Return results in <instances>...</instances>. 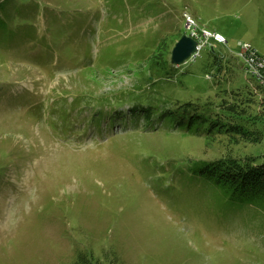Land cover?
Returning <instances> with one entry per match:
<instances>
[{"label": "rangeland", "instance_id": "374dc122", "mask_svg": "<svg viewBox=\"0 0 264 264\" xmlns=\"http://www.w3.org/2000/svg\"><path fill=\"white\" fill-rule=\"evenodd\" d=\"M0 5V264H264V205L195 170L264 156V0ZM236 92L258 139L176 128L177 99Z\"/></svg>", "mask_w": 264, "mask_h": 264}, {"label": "trees", "instance_id": "16d2710c", "mask_svg": "<svg viewBox=\"0 0 264 264\" xmlns=\"http://www.w3.org/2000/svg\"><path fill=\"white\" fill-rule=\"evenodd\" d=\"M6 7H3L0 5L1 12L4 11ZM5 18L0 15V30L2 31V37H6V35H10L11 32H15V30L9 29L8 34H3L5 31V25L4 24ZM17 31V30H16ZM262 77H264V73L261 70ZM254 76L257 77V74ZM259 80V77H257ZM160 81L158 82H151L150 86L153 89L159 88ZM156 83V84H155ZM262 83V82H261ZM262 85V84H261ZM230 93V92H229ZM228 93V94H229ZM232 98L230 99V103L227 97V93H224L220 96L219 101L217 104L215 103V100L212 98H206L204 101L199 100V97L196 101H193L191 99H185L180 100L177 99V102L171 104L173 105L171 108L176 109L177 111H181L180 115L181 117L188 116L190 117L189 121L177 122L178 127L176 128H182L184 124L187 125V130H189L192 133H198L199 135L207 136V135H224L227 136L232 141H236V139H243V140H256V136L254 135V132L252 131L251 135H244L242 136L243 132H240L243 127V124L241 123L244 118V112H237L240 107L243 106V102L247 99H251L250 95H253V92L250 93L249 98H246L248 96V93H243L241 96H239V93L236 92L233 94ZM154 97L160 98L161 102L162 99H165L166 97H162L159 92H156L153 94ZM229 96V95H228ZM231 96V95H230ZM224 100H227L224 101ZM141 101H146L147 104L141 102V104L147 105L148 107H152L156 109L154 112V115H157L158 117H167L170 116V112L166 115H163L162 109H164L162 106L163 103H160L161 107H157L155 101H149L148 98L141 99ZM165 101V100H164ZM179 101V102H178ZM166 103V102H165ZM228 104V106H224ZM217 106L224 107L218 108ZM228 111L231 112V114L228 113ZM147 112L146 110H143L141 114ZM234 116L232 118L231 116ZM148 118V117H147ZM209 121L208 124H206ZM192 124H197V128L192 127ZM245 137V138H243ZM258 157V155H256ZM256 156L248 155V156H224V158L217 160L218 162L215 163V166L213 168H207L206 166H198L199 168H196L198 175H202L201 177H204L202 179L211 181L209 178H212L215 180L212 182L214 184H219L220 186H230L233 181H242L248 189L247 191L245 189L244 197L240 200L246 201V202H254L261 205H264V156L260 157L258 159V166H254L256 163ZM210 162L209 164H211ZM193 170V169H192ZM194 170V171H195ZM220 172V175H219ZM233 173V175H230ZM228 175H230L228 177ZM208 178V179H207ZM231 183V184H230ZM84 258L76 259V261L73 264H101V261H98L95 259V261L92 263L90 260H83Z\"/></svg>", "mask_w": 264, "mask_h": 264}, {"label": "water", "instance_id": "95a60500", "mask_svg": "<svg viewBox=\"0 0 264 264\" xmlns=\"http://www.w3.org/2000/svg\"><path fill=\"white\" fill-rule=\"evenodd\" d=\"M196 50V41L192 38L183 37L173 51L172 60L177 64L183 62Z\"/></svg>", "mask_w": 264, "mask_h": 264}, {"label": "bare ground", "instance_id": "6f19581e", "mask_svg": "<svg viewBox=\"0 0 264 264\" xmlns=\"http://www.w3.org/2000/svg\"><path fill=\"white\" fill-rule=\"evenodd\" d=\"M254 55V54H253ZM259 62H261V60H258V61H256V63L255 64H258ZM255 66V69H258V66H256V65H254ZM250 67H251V64H250ZM250 69V68H249ZM252 72H253V70L252 69H250ZM257 72H258V70H256ZM261 73V72H260ZM262 75V74H261ZM260 80H261V82L262 83H264V77L263 78H260Z\"/></svg>", "mask_w": 264, "mask_h": 264}, {"label": "built area", "instance_id": "2783aa9c", "mask_svg": "<svg viewBox=\"0 0 264 264\" xmlns=\"http://www.w3.org/2000/svg\"><path fill=\"white\" fill-rule=\"evenodd\" d=\"M218 36H219V38H223L224 39V37H222V35H220V34H218ZM247 49H248V47H247ZM254 56H255V58H256V53H254ZM259 57H261V56H258V58ZM256 60V59H255ZM259 60H261V59H259ZM262 61V60H261ZM256 74V73H255ZM257 77H259V75L257 74ZM259 80H260V77H259ZM262 84H264V83H262Z\"/></svg>", "mask_w": 264, "mask_h": 264}]
</instances>
